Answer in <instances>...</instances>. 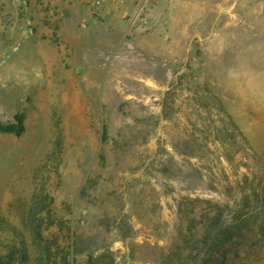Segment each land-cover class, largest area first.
Here are the masks:
<instances>
[{
	"label": "rangeland",
	"instance_id": "rangeland-1",
	"mask_svg": "<svg viewBox=\"0 0 264 264\" xmlns=\"http://www.w3.org/2000/svg\"><path fill=\"white\" fill-rule=\"evenodd\" d=\"M78 1L0 0V264H264V0Z\"/></svg>",
	"mask_w": 264,
	"mask_h": 264
},
{
	"label": "crops",
	"instance_id": "crops-1",
	"mask_svg": "<svg viewBox=\"0 0 264 264\" xmlns=\"http://www.w3.org/2000/svg\"><path fill=\"white\" fill-rule=\"evenodd\" d=\"M167 2V0H107L101 4V7L94 8V11H91V6L78 1V3H75V7H70L69 11L72 18H67L66 25L72 28L79 27V24H81L84 30H88L90 25L95 29L94 34H97L96 31L99 30L98 33L101 34L103 32L104 35L107 33L105 31L106 29L109 32L116 23L118 25L121 24L124 12L130 13L149 10L152 13L151 16L155 17L167 11V7H169ZM100 17L104 18V22L109 25L108 28L105 26L104 29V27L98 26ZM87 19H89L88 25L86 24ZM74 34L76 33L74 32ZM90 34H93V31Z\"/></svg>",
	"mask_w": 264,
	"mask_h": 264
},
{
	"label": "trees",
	"instance_id": "trees-1",
	"mask_svg": "<svg viewBox=\"0 0 264 264\" xmlns=\"http://www.w3.org/2000/svg\"><path fill=\"white\" fill-rule=\"evenodd\" d=\"M15 119L16 122L13 124L3 125L0 123V133L13 134L18 137L22 136L26 129L24 125V117L23 115H17ZM105 135L106 133L104 132V138Z\"/></svg>",
	"mask_w": 264,
	"mask_h": 264
},
{
	"label": "built area",
	"instance_id": "built-area-1",
	"mask_svg": "<svg viewBox=\"0 0 264 264\" xmlns=\"http://www.w3.org/2000/svg\"><path fill=\"white\" fill-rule=\"evenodd\" d=\"M107 0H94L93 2H94V5H100V4H102V3H104V2H106Z\"/></svg>",
	"mask_w": 264,
	"mask_h": 264
}]
</instances>
